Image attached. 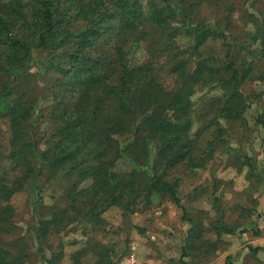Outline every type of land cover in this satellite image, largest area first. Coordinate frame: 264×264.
<instances>
[{
	"label": "rangeland",
	"instance_id": "rangeland-1",
	"mask_svg": "<svg viewBox=\"0 0 264 264\" xmlns=\"http://www.w3.org/2000/svg\"><path fill=\"white\" fill-rule=\"evenodd\" d=\"M30 1L16 3L27 9ZM164 1L142 0L143 9L149 15L153 5L159 7ZM175 2L195 4L190 12L192 27L197 19L214 23L230 16L236 65H254L240 85L250 104L241 117L223 109L229 98L223 87L197 85L193 90L191 157L165 170L166 178L178 184L184 209L160 192L148 198L143 192L133 212L120 205L105 209L106 197L91 194L93 177L56 174L36 157L32 166L41 170L31 180L25 164L32 155L28 144L37 140L38 151L49 155L47 139L57 126V115L83 91L79 80L84 74L73 70L66 74L56 66L69 67L78 37L69 35L57 46L38 47V29H25L21 19L9 15L14 31L33 44L22 69L12 73L0 68V255L8 264H264V127L257 120L264 119V77L260 78L264 49L250 40L256 26L250 19L264 11V0ZM69 16L60 31L79 33L88 26L80 18L69 22ZM153 26L146 20L132 33L117 26L93 39L86 50L99 60L93 65L96 74L117 78L120 47L129 64L149 69L167 88L178 87L175 62L160 48L159 38L173 35V47L185 55L191 50L192 35L185 23L172 19L167 32ZM208 43L212 53L224 55L221 40L216 37ZM1 49L5 48H0V61L6 64ZM18 103L30 107L31 115L23 125L22 139L13 144L10 110ZM84 159L87 165L93 161L90 156ZM114 163L112 169L123 174L134 166L122 159ZM23 175V186L7 197L1 188ZM146 180L142 175V184Z\"/></svg>",
	"mask_w": 264,
	"mask_h": 264
},
{
	"label": "trees",
	"instance_id": "trees-1",
	"mask_svg": "<svg viewBox=\"0 0 264 264\" xmlns=\"http://www.w3.org/2000/svg\"><path fill=\"white\" fill-rule=\"evenodd\" d=\"M16 1L0 0V48H5L1 50L7 57L6 64L0 61V68L14 73L25 66L33 43L26 42L14 31V19H21L25 29H38V43H35L38 47L57 46L69 35L78 37L75 42L77 51L70 53L67 61L69 67L61 63L56 66L66 74L72 73V70L84 74L79 80V88L83 86V91L81 89L75 101L67 103L57 115V126L47 139L49 155L38 151L37 140L29 142L32 155L26 158L25 164L31 180L41 170V167L34 169L32 166L36 157L49 163L56 174L65 171L82 179L93 177L89 185L91 194L101 193L106 197L105 209L120 205L133 212L143 192L145 198L153 192L168 195L184 209L178 184L166 178L165 170L191 157L193 140L189 132L193 122L190 112L195 86L223 87L229 93L223 109L231 111L233 117H241L250 105L240 85L254 70V65H236L232 54L236 39L230 31V16L225 17L226 20L216 19L214 23L197 19V24L192 27L190 12L195 4L184 6L175 0H165L159 7L153 5L149 15L143 9L142 0H32L27 9L23 5L19 7ZM181 10L183 17H180ZM10 14L14 19H10ZM68 14L69 22L80 18L87 21L88 26L79 33L60 31L59 27L64 20H68ZM253 18L250 21L256 26L250 32V40L261 44L264 49V11L258 16L254 14ZM170 19L185 23L193 40L191 50L184 55L173 47V35L159 38L160 48L175 62L173 70L178 87L167 88L156 80L149 69L129 64L120 47L117 49L120 65L117 78L113 81L101 73L96 74L93 65L99 60L86 50L93 45V39L97 40L117 26L130 33L135 32L146 20L157 31L167 32ZM56 32H63V35L56 37ZM216 37L222 41V57L212 53L209 47L208 40ZM260 76L264 77V70ZM30 115L31 108L22 104L11 108L13 144L22 139L23 125ZM257 120L264 127V119L259 117ZM85 156L93 159L88 165ZM120 159L134 165L126 174L112 169L114 161ZM143 166L149 168L144 169ZM142 175L147 178L144 184ZM25 176L18 177L15 184L1 188L7 197L23 186ZM72 199L77 201L78 197L73 195ZM54 219H50L49 223ZM43 225L47 228L45 223ZM43 235L44 232L41 233ZM0 264H8L1 255Z\"/></svg>",
	"mask_w": 264,
	"mask_h": 264
}]
</instances>
